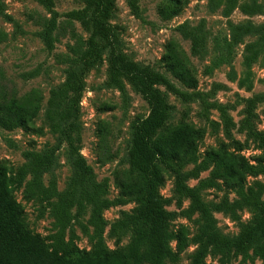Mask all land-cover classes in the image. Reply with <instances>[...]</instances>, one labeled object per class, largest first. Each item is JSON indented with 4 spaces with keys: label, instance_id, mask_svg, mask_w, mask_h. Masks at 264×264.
<instances>
[{
    "label": "trees",
    "instance_id": "trees-1",
    "mask_svg": "<svg viewBox=\"0 0 264 264\" xmlns=\"http://www.w3.org/2000/svg\"><path fill=\"white\" fill-rule=\"evenodd\" d=\"M35 1L49 14L48 17L38 14L35 19L40 25L38 34L45 49L52 51L59 35L67 34L72 40L67 43L66 52L55 54V60L68 67L62 84L49 90L44 117L50 131L60 134L67 143L74 172L67 188L59 192L54 180L47 186L41 181V173L52 163L51 155L25 152V162L16 169L0 162V264H178L180 254L192 245L195 248L188 255L189 264H228L232 251L244 259L259 258L264 264V182L247 184L250 176H264V133L256 130L252 123L254 101L260 96L249 100L245 116L240 121V128L258 141L261 148L253 162L239 151L219 145L208 147L205 157L191 171L183 172L186 164L197 161V144L202 131L186 120L166 125L170 106L159 85L184 102L198 99L204 112L216 108L227 132L234 126V121L225 106L208 100L206 93L196 89V71L179 44L169 40L161 61L167 71L191 91L180 89L164 73L139 64L118 49V36L109 22L114 0H81V7L63 13L54 9V0ZM237 1L225 0L224 13L229 14L237 6ZM127 3L132 13L139 16V1L127 0ZM185 4L186 0H164L158 12L162 18L168 19L180 13ZM242 10L250 13L253 7L244 5ZM74 23L87 31L86 38L77 32ZM177 28L189 40L191 54L203 52L206 46L203 21L195 26L184 22ZM5 39L6 33L0 30V43ZM104 50L108 51V84L123 91L126 81L148 105L146 116L132 123L128 168L114 174L118 187V196L114 199L106 197L108 180L95 181L91 167L80 154L79 104L85 88L84 77L101 60ZM219 86L214 84L212 90ZM41 102L42 94L37 89L17 97L7 90L3 82L0 83V126L8 130L20 127L37 132L33 120ZM106 130L105 122H100L102 162L110 157ZM210 166L209 175L200 179L197 185L186 183L188 178H196L199 172ZM28 173L32 174L31 181L26 184L28 196L38 202H46L54 219L56 231L49 235L50 242L28 227L23 207L13 195ZM167 174L174 177L176 203L181 204L183 198L189 200L184 214L187 217L195 213L199 215L195 233H191L186 225H173L171 222L174 213L166 209L171 199L159 192ZM206 188L226 189L236 198L230 201L225 195L219 202H207L201 195ZM130 202L135 203L131 211L112 222L109 229L113 236L129 233L130 239L125 245L108 248L103 238L107 226L103 211L110 206ZM244 207L252 209L251 219L240 223L235 237L222 233L213 213L223 212L237 220V211ZM74 208L75 213L72 212ZM87 208H90L88 223L92 231L89 238L93 247L82 249L74 243V234L65 240V231L72 220ZM208 253L220 255V262H207Z\"/></svg>",
    "mask_w": 264,
    "mask_h": 264
},
{
    "label": "rangeland",
    "instance_id": "rangeland-1",
    "mask_svg": "<svg viewBox=\"0 0 264 264\" xmlns=\"http://www.w3.org/2000/svg\"><path fill=\"white\" fill-rule=\"evenodd\" d=\"M138 1L140 14L136 16L127 0H114L109 22L117 33L118 49L139 64L164 73L180 89L191 91L175 79L161 61L166 43L175 40L196 71V89L206 93L208 100L225 106L234 121V126L227 132L216 108L204 112L198 99L184 102L163 85H159L170 106L166 125L186 120L202 131L197 144V161L186 164L182 171H191L205 157L208 147L219 145L231 151H239L253 162V157L260 153L261 148L258 141L240 128V121L245 116L249 100L260 96L254 101L252 123L256 130L264 133V0H238L237 6L229 14L224 13L225 0H186L182 11L168 19L162 18L158 12L159 5L164 0ZM54 4L58 13L82 6L81 0H54ZM244 5L253 7L252 12H244ZM38 14L49 16L35 0H0V30L6 33V39L0 43V71L4 77L0 76V83L3 82L7 90L17 97L33 89L42 94L41 108L33 120L37 132L20 127L8 130L0 126V162L16 169L25 162V152L47 153L51 155L52 163L41 173L42 184L47 186L54 180L57 190L63 192L73 176L72 157L62 136L50 131L44 111L49 90L62 84L68 67L67 64L57 62L55 54L66 52V45L72 40L67 34L59 35L54 49L46 50L38 34L40 25L35 20ZM201 21L206 46L203 52L193 55L189 40L182 36L177 27L184 22L188 26H195ZM74 27L83 38L87 37V31L78 23H74ZM107 57L108 51L104 50L101 60L84 77L85 88L79 104L80 154L91 167L95 181L108 180L106 197L114 199L118 196L114 174L120 169L128 168L132 123L146 116L148 105L126 81L123 91L108 84ZM74 67L78 68L77 65ZM217 83L220 86L212 90ZM100 122H105L107 128L105 138L110 157L105 162L100 160ZM211 169L212 166L199 172L196 178H188L186 183L189 186L197 185L200 179L209 175ZM31 179L32 174L28 173L22 185L15 188L13 195L23 207L28 227L50 242L49 235L56 231L54 219L46 202L41 203L28 196L26 184ZM254 181L264 182V176L247 178V184ZM173 183L174 177L167 174L159 189L163 197L171 199V203L166 206L168 211L174 213L171 222L173 225H186L191 233H195L199 215L195 213L187 217L184 214L189 200L183 198L181 204L176 203ZM201 195L207 202H219L225 195L230 201L236 198L233 192L217 188L203 189ZM262 198L264 199V194ZM134 205L133 202L113 205L103 211V217L107 221L103 238L108 248L125 245L129 241V233L113 236L109 229L112 222L130 212ZM75 211V208L72 209L73 213ZM89 212L90 208H87L81 216L75 217L65 231V240L74 234V243L82 249L93 247V241L89 238L92 231L88 223ZM237 213V220L223 212L213 213L222 233L235 237L240 223L249 221L253 215L252 209L248 207ZM194 248L192 245L181 253L178 264H189L188 255ZM220 259L221 256L214 253L206 256L209 263H218ZM228 264H261V260L255 257L244 259L232 251Z\"/></svg>",
    "mask_w": 264,
    "mask_h": 264
}]
</instances>
